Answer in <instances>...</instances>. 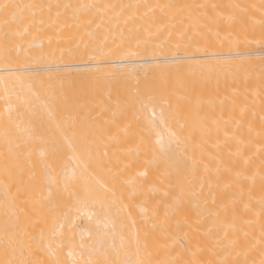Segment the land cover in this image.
<instances>
[{
	"label": "bare ground",
	"instance_id": "bare-ground-1",
	"mask_svg": "<svg viewBox=\"0 0 264 264\" xmlns=\"http://www.w3.org/2000/svg\"><path fill=\"white\" fill-rule=\"evenodd\" d=\"M5 3L0 264H264V0Z\"/></svg>",
	"mask_w": 264,
	"mask_h": 264
},
{
	"label": "snow or ice",
	"instance_id": "snow-or-ice-1",
	"mask_svg": "<svg viewBox=\"0 0 264 264\" xmlns=\"http://www.w3.org/2000/svg\"><path fill=\"white\" fill-rule=\"evenodd\" d=\"M0 7H2L3 9L6 10L12 6L5 3ZM9 54H11V50H9ZM52 99L54 101H56V93L55 92L52 93ZM57 109H58V111H69L67 104H61L59 102H57ZM157 127H158V125L155 122H151L149 124V130L150 131H156ZM69 131H71V127H69ZM157 134H159V133H157ZM169 137H170V142H171V139L176 137V133L170 131ZM67 147L71 151L70 162L76 166L81 167L83 169V171L87 172L88 167H89V150H88L86 143H77L76 141H74L73 139L70 138L68 140ZM53 154L58 158L60 155V149L59 148L54 149ZM72 173H73L72 178H74L75 167H73ZM69 179H70V177L67 173V170H65V175H64L65 187L69 183ZM62 227H63V225L61 224V225H59L53 229L50 237L48 238V248L49 249H52L53 245H55L56 247L60 246L59 237L62 236V231H60V229H62ZM41 240H43V236L41 237ZM40 243H41V241H37V244H40ZM84 264H93V262L89 259L87 261H84Z\"/></svg>",
	"mask_w": 264,
	"mask_h": 264
}]
</instances>
